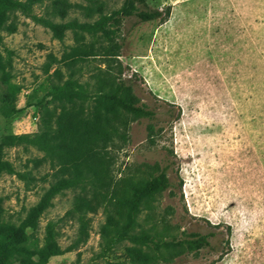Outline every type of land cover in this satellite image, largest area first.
<instances>
[{
    "label": "rangeland",
    "instance_id": "rangeland-1",
    "mask_svg": "<svg viewBox=\"0 0 264 264\" xmlns=\"http://www.w3.org/2000/svg\"><path fill=\"white\" fill-rule=\"evenodd\" d=\"M53 1L34 12L56 22H94L125 3L68 0L73 6L61 19L52 13ZM147 2L161 10L170 5L169 18L111 20L121 49L109 59L100 54L108 44L100 34L84 33V45H93L97 54L76 59L71 52L81 42L72 30L59 40L32 17L12 13L17 30L3 32L2 51H12L11 80L20 91L16 110L8 111L0 71V142L14 169L0 176L3 218L22 223L65 175L48 151L17 138L38 132L45 120L55 124L66 102L54 87L77 81L90 95L79 101L90 112L94 95L124 79L156 116L131 121L126 140L116 136L109 143V165L102 173L62 189L27 228L41 245L52 232L61 248L45 264H264V0ZM150 123L155 142L149 140ZM163 169L172 184L142 207L138 220L155 240L183 244L141 246L105 237L113 203L129 183ZM195 233H214L211 244L190 249L185 241ZM11 264H20L17 255Z\"/></svg>",
    "mask_w": 264,
    "mask_h": 264
},
{
    "label": "trees",
    "instance_id": "trees-1",
    "mask_svg": "<svg viewBox=\"0 0 264 264\" xmlns=\"http://www.w3.org/2000/svg\"><path fill=\"white\" fill-rule=\"evenodd\" d=\"M46 0H0V71L2 80L7 85L2 99L8 111L16 110V98L20 86L12 82V51L5 55L3 32L13 33L17 25L12 20V13L20 11L35 21L48 27L53 36L63 40L67 30H72L76 41L81 42L72 49L71 57L87 58L97 54L93 45H84L85 34H100L108 44L103 47L104 58L109 59L120 55L121 45L115 40L117 27H110L109 22L119 23L123 16L136 15L141 21L156 19L166 21L171 14V6L163 10L153 8L147 0H125L121 9L110 15H102L94 22H81L78 19L56 22L50 17L39 16L34 12L35 6ZM72 3L68 0H54L52 13L61 19H66ZM52 61L47 65L48 71ZM74 79H68L63 85L54 87L55 94L65 99L66 104L56 117L55 124L51 119L45 120L40 130L33 134L18 136L19 142L48 151L53 163L59 165L65 175L52 183L40 200L28 211L20 224L6 221L3 218V207L0 198V264H11L14 255L19 257L20 264H45L48 259L62 252L49 232L41 245L36 237L27 232L28 227H34L41 214L51 205L52 198L64 188L74 186L89 176H99L109 165L107 147L118 136L124 140L131 121L147 117L153 119L156 111L139 103L132 83L119 79L109 90H101L94 95V106L86 112L79 101L86 100L90 95ZM130 116V118L128 117ZM148 136L155 142L156 129L153 123L148 125ZM4 171L13 172L10 161L4 158V148L0 142V176ZM166 170L148 178L131 181L125 194L119 196L113 203V213L107 217V223L102 229L105 237H117L118 241L128 240L134 245L153 243L156 247L168 246L176 248L183 242L157 241L151 233L141 227L138 216L142 207L150 205L156 194L171 186ZM214 233L193 234V238L185 241L190 249L199 250L211 244L209 237ZM131 247L133 253L136 248ZM138 258L146 260V255L138 253Z\"/></svg>",
    "mask_w": 264,
    "mask_h": 264
}]
</instances>
